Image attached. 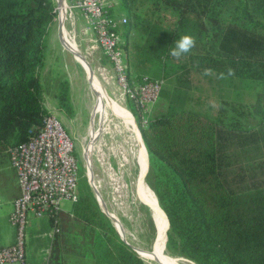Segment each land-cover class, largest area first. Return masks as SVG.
<instances>
[{"label":"trees","instance_id":"obj_1","mask_svg":"<svg viewBox=\"0 0 264 264\" xmlns=\"http://www.w3.org/2000/svg\"><path fill=\"white\" fill-rule=\"evenodd\" d=\"M121 2L130 80L171 78L185 67L174 62L171 49L190 34L196 46L180 58L194 70L211 68L217 76L234 69L227 82L249 90L264 123V0ZM56 7V0H0V158L35 137L51 114L41 70ZM135 32L141 40L132 39ZM177 80L173 89L161 91L168 100L166 112L148 118L145 126L137 113L151 158L146 181L157 196L166 231L169 220L168 244L199 264H264V185L240 191L228 187L221 164L225 126L188 109L183 90L188 79ZM68 88L59 94L62 107L68 105ZM232 133L241 149L249 137L257 138L239 128ZM56 219L60 231L52 241V259L64 254L67 262L82 264L81 251L89 247L93 264H145L79 188L73 208Z\"/></svg>","mask_w":264,"mask_h":264},{"label":"rangeland","instance_id":"obj_2","mask_svg":"<svg viewBox=\"0 0 264 264\" xmlns=\"http://www.w3.org/2000/svg\"><path fill=\"white\" fill-rule=\"evenodd\" d=\"M58 23L55 20L51 26V28H54L55 39L57 38ZM67 23L69 35H71L69 30H75V40H70V42L75 47L77 44L76 49L81 51L91 63L95 77L102 87L104 93L102 103L99 105L95 115L94 108L98 99L96 85L91 81L92 79H89L87 70L81 62L78 60L75 64L71 63L69 57L73 58V54L60 45L59 47L62 48L64 53L63 59H60L54 49L50 48L47 67L42 70L41 76L45 86V104L50 108L55 106L64 112L65 118L59 111L55 115L62 121L76 143L80 166L78 187L80 195L84 193L93 199L102 216L117 230L119 238L136 253L138 252L135 247L149 252L154 250L155 252L161 232L153 216V205L150 201L151 195L155 198L156 208L164 227V232L166 231V226L157 196L146 181L151 158L145 145H142V134L140 136L133 125V127L131 125L129 127L125 123V118L129 121L134 120L137 129L140 131L138 112L129 99H123L121 90L115 83V77L109 63L104 61V58L100 59V54L92 47L86 48V38L89 35L93 36V32L88 30L89 33L87 34L83 24L72 25L69 21ZM69 26L71 29H69ZM126 26H124V32ZM132 39L141 40V35L135 32ZM126 43V36L123 35L122 45L125 46ZM87 45L90 44L87 42ZM65 54H68L69 57ZM73 60L76 59L73 58ZM174 62H180L185 67L178 68L171 78L165 79L163 87L171 90L180 83L177 80L178 77L188 79L189 87H183L186 95L185 106L188 109L205 114L217 120V122L220 121L225 126L222 127L224 130L222 136L224 141L221 143L223 146L221 164L222 170L226 173L225 180L228 187L232 190L240 191L254 185H264V123H259L260 116L256 115L252 105L255 99L249 95V90L233 88L227 82V79H219L215 73L211 76H205L203 71L194 70L190 61L187 62L184 59L177 58L174 59ZM101 68L104 70L103 74L100 71ZM186 69L189 70L188 73L185 72ZM76 71L80 73V77L77 80L73 79V83H71L72 76L70 73ZM147 74L151 75L152 72H147ZM133 75L135 74L133 73ZM66 86L69 87L67 89L69 101L66 107H62L60 106L59 94ZM107 94L112 99V102ZM213 103L218 105V107H212ZM167 105V98L160 95L155 104L148 105V111L142 119V125L145 126L147 124L148 118H153L166 112ZM120 112L123 113V116ZM92 128L98 132L95 141H93L92 137ZM237 128L245 132L246 135H257V138L251 139L249 137L244 149H241L237 138L232 133ZM91 142L93 143L92 166L91 163L89 166L85 152H87ZM88 166L91 168L96 189L106 203L109 212L119 220L123 235L119 230V226L104 211L102 204L98 200L96 189L90 181ZM147 167L148 170L146 171ZM14 172L16 173L15 170ZM143 172H145V184H147L146 186L152 194L146 193L144 195L140 191L139 178ZM73 206L74 203L72 201L62 202L64 211L71 210ZM160 247L163 254L178 258L184 264H199L194 260L176 254L175 250L168 244V234H166L165 240L163 239ZM139 255L145 264H162L155 259L152 260L141 255V253ZM80 256L84 258V264H93L91 248L88 247L81 251Z\"/></svg>","mask_w":264,"mask_h":264},{"label":"built area","instance_id":"obj_3","mask_svg":"<svg viewBox=\"0 0 264 264\" xmlns=\"http://www.w3.org/2000/svg\"><path fill=\"white\" fill-rule=\"evenodd\" d=\"M56 3L55 20L59 23L63 21L65 25L73 14L84 19L86 31L93 32L123 99H129L144 118L148 105L158 101L165 81L146 77L139 82L130 80L127 55L120 38V26L127 23V17H116L114 0H63L61 6L58 0ZM70 31L71 35L66 31L65 38L74 39L75 30ZM8 152L21 193L14 201L10 216L16 231L15 240L0 248V263L26 264L27 231L31 220L54 219L53 229L49 232L53 238L60 231L56 216L63 211L62 202L74 203L78 198L80 166L77 146L62 121L51 113L45 117L35 137L11 146Z\"/></svg>","mask_w":264,"mask_h":264},{"label":"crops","instance_id":"obj_4","mask_svg":"<svg viewBox=\"0 0 264 264\" xmlns=\"http://www.w3.org/2000/svg\"><path fill=\"white\" fill-rule=\"evenodd\" d=\"M114 6H115L114 10H115V14H116L117 18H121L123 16H126L125 12L122 9L121 0H114ZM78 18H79V20H77ZM68 21L72 25L73 24H75V25L83 24V26L86 29L84 19L81 18L79 15L76 16L73 14L65 22L64 36L66 35L65 34L66 31H68V28L66 26V23ZM58 25H59V23H58ZM124 26H125V24H122L120 26L121 42H122L123 35H125ZM53 29L54 28H51V31L47 37L46 61H45V65L42 68V70L45 67H47L48 52H49L50 48L54 49L56 55L60 59H63L62 57H63L64 53H63L62 48H60L59 46L61 45V46H63V48L68 49L64 46V44L61 41V38L59 35V26L57 29V38L56 39L54 38ZM69 29H71V27ZM86 33L88 34L89 32L86 31ZM91 36L92 35H89L86 38L87 39L85 41L86 48L89 49L90 47H92L95 51H97L100 54V59L104 58V61H106L102 50L99 48V46L95 42L94 34L92 37ZM87 42L90 45H87ZM66 44L68 45L67 42H66ZM57 46H58V48H57ZM77 46L78 45L76 44V47ZM69 51L71 52V50H69ZM71 53L73 54V52H71ZM65 55L68 56V54H65ZM73 58L76 60H73ZM73 58L69 57L70 62L73 64L77 63L76 61H78V59L74 54H73ZM42 70H41V74H42ZM70 74L72 76L71 80H70L71 83H73V79L77 80L80 77V73L78 71L71 72ZM115 83H116V81H115ZM44 96H45V92H44L43 97ZM43 99H44V103H45V97ZM45 105L48 108V110L50 111V113L57 114L59 111L60 114L63 116V118H65L64 112H62V110L57 109V107H55V106L50 108L47 104H45ZM138 132L141 136V133L139 130H138ZM141 139H143L142 136H141ZM145 148H146V146H145ZM146 150H147V148H146ZM0 159H1V161H0V248H2L4 246L10 245L15 240L16 231H15L14 226L11 223L10 216H11V212L13 210L14 201L20 195L21 189H20V185H19V181H18V176L14 172V170L12 169L13 167L10 164L9 155L6 157L0 158ZM52 229H53V225H51V221L48 217L31 220L29 227H28V231H27L28 232V238H27L26 264H72L71 261L67 262L68 258H66V256L64 254H62L59 258L54 257L52 259V257H51L52 241L55 237L54 236L52 238L49 236V232ZM0 264H19V263H0ZM82 264H84V262H82Z\"/></svg>","mask_w":264,"mask_h":264},{"label":"bare ground","instance_id":"obj_5","mask_svg":"<svg viewBox=\"0 0 264 264\" xmlns=\"http://www.w3.org/2000/svg\"><path fill=\"white\" fill-rule=\"evenodd\" d=\"M63 16H64V11H63ZM70 40H73L74 41L73 38H69L68 36H66V42L68 43L69 47L72 48V49H74V50H77L76 47L74 46V44L72 42H70ZM77 59L81 62V64L83 65V67L87 70V75L89 77V71H88L87 66L85 65V63L82 60H80L79 58H77ZM100 71H101L102 74L104 73V70L103 69H100ZM89 79H90V77H89ZM91 79H92L91 81H93V83H95L96 88H97V92H98L97 104H96V106L94 108V114L96 115V113L98 111V108H99V105L102 103V96H103L104 93H103L102 87L100 86L99 82L97 81L95 75ZM107 96H108V94H107ZM108 98L112 102V99L109 96H108ZM120 114L123 116V113L122 112H120ZM133 122H134V124H133ZM125 123L129 127H130V125L131 126L133 125L135 127V129L138 131L137 126L135 125V121L134 120L133 121H131V120L129 121L127 118H125ZM97 133L98 132L94 128H92L93 141H95V138H96ZM143 144H144V141L142 139V145ZM92 149H93V143H90V145L88 147V150L86 152L87 160L89 161V166H90V163H91V166H92ZM145 162H146V159H145ZM89 166H88L89 175H91L92 171H91V168H89ZM139 179H140L139 180V188H140V191L144 195H146V193L152 194L150 192L149 188L146 186L147 184H145V172H143V174H141V176H140ZM92 185H93V187L97 188L94 183H92ZM154 199L155 198L151 195L150 201L152 202V205H153V216H154L155 221H156V224L158 225V227L160 229V232H161L160 239H159V242H158V247L155 249V252L153 254L150 253L149 251H146V250H144L143 252H140V253H141V255H143L145 257L151 258L152 260L155 259V254H156L159 257V259H160V261H161L162 264H184L180 259L175 258V257L168 256V255H165V254H163L161 252V247L160 246L162 245L163 239L165 240L166 231L164 232V230H163L164 227L162 225V222L160 221L159 213H158V210L156 208V203H155V200ZM112 216H114V215L112 214ZM119 226L121 227V224H119Z\"/></svg>","mask_w":264,"mask_h":264},{"label":"water","instance_id":"obj_6","mask_svg":"<svg viewBox=\"0 0 264 264\" xmlns=\"http://www.w3.org/2000/svg\"><path fill=\"white\" fill-rule=\"evenodd\" d=\"M62 3H63V0H58V5H59V6H61ZM59 35H60L61 41H62V43L64 44V46H65L66 48H68L69 50H71V52H73V54H74L77 58H79L80 60H82V61L85 63V65L87 66L88 71H89V77H90V79L93 78L94 75H95V73H94L93 67H92V65L90 64V62L86 59V57H85L80 51H78V50H74V49L70 48V47L66 44V38H65V36H64V24H63V21H61V22L59 23ZM85 156L87 157L86 152H85ZM147 170H148V169H147ZM146 173H147V172H146ZM90 181H91L92 183H94V179H93V174H92V173H91V175H90ZM95 189H96V188H95ZM96 194H97V196H98V200H100V202H101V204H102V206H103L104 211H105L108 215H110V217H111L112 220L116 223V225L119 226V220H118L117 218H115L114 216H112V214L109 212L106 203L104 202V200H103L102 197L100 196V194H99V192H98L97 189H96ZM166 217H167V216H166ZM167 222H168V228H169V220H168V218H167ZM168 228H167V230H168ZM119 230H120L121 234L123 235V229H122L120 226H119ZM166 234H167V231H166ZM135 250H136L139 254H140V252H143V251H144L143 249L138 248V247H135ZM150 253L153 254V253H154V250L150 251ZM155 260H156L157 262H161L160 259H159V257H158L156 254H155Z\"/></svg>","mask_w":264,"mask_h":264},{"label":"clouds","instance_id":"obj_7","mask_svg":"<svg viewBox=\"0 0 264 264\" xmlns=\"http://www.w3.org/2000/svg\"><path fill=\"white\" fill-rule=\"evenodd\" d=\"M195 46H196L195 37L190 34H184L179 38V40L176 41L175 47L171 49L170 55L174 58H180L181 56L190 53ZM203 75L211 76L213 75V70L211 68H205L203 71ZM234 75H235V70L229 68L227 70V73H220L217 78L226 79ZM212 107L215 108L218 107V105L213 103Z\"/></svg>","mask_w":264,"mask_h":264}]
</instances>
